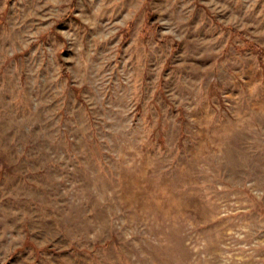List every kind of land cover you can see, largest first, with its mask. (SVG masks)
I'll return each instance as SVG.
<instances>
[{
  "label": "rangeland",
  "instance_id": "1",
  "mask_svg": "<svg viewBox=\"0 0 264 264\" xmlns=\"http://www.w3.org/2000/svg\"><path fill=\"white\" fill-rule=\"evenodd\" d=\"M263 68L264 0H0V264H264Z\"/></svg>",
  "mask_w": 264,
  "mask_h": 264
},
{
  "label": "trees",
  "instance_id": "2",
  "mask_svg": "<svg viewBox=\"0 0 264 264\" xmlns=\"http://www.w3.org/2000/svg\"><path fill=\"white\" fill-rule=\"evenodd\" d=\"M233 31L235 32V30H233ZM245 41H246V44H245L246 46L249 45L251 47V49H254V50L257 49V50H259V45H256V44H254L251 41H247V40H245Z\"/></svg>",
  "mask_w": 264,
  "mask_h": 264
}]
</instances>
